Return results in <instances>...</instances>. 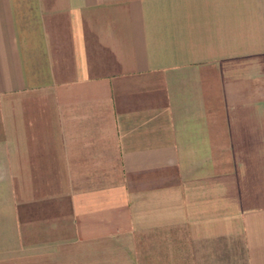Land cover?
Here are the masks:
<instances>
[{
	"label": "crops",
	"instance_id": "0c3cea01",
	"mask_svg": "<svg viewBox=\"0 0 264 264\" xmlns=\"http://www.w3.org/2000/svg\"><path fill=\"white\" fill-rule=\"evenodd\" d=\"M0 264H264V0H0Z\"/></svg>",
	"mask_w": 264,
	"mask_h": 264
}]
</instances>
